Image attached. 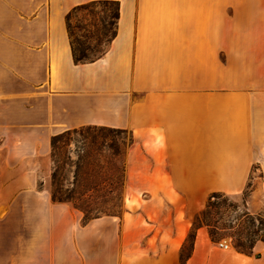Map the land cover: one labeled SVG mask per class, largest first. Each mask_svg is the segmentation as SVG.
<instances>
[{"label":"crops","instance_id":"0c3cea01","mask_svg":"<svg viewBox=\"0 0 264 264\" xmlns=\"http://www.w3.org/2000/svg\"><path fill=\"white\" fill-rule=\"evenodd\" d=\"M92 0H0V264H264L196 231L212 192L264 210V0H118L105 52L76 62L67 14ZM130 132L121 219L55 202L52 136Z\"/></svg>","mask_w":264,"mask_h":264},{"label":"rangeland","instance_id":"374dc122","mask_svg":"<svg viewBox=\"0 0 264 264\" xmlns=\"http://www.w3.org/2000/svg\"><path fill=\"white\" fill-rule=\"evenodd\" d=\"M114 10V5L99 4L82 8L74 14L72 25L80 41L86 42L82 44L81 49L88 56H97L107 48L108 37L105 33L110 35L112 28L110 26L109 31L107 30L106 20L112 16ZM101 20H104L107 29L104 28ZM130 142L131 134L128 131L121 133L110 128L93 126H83L82 132L66 135L63 141L58 142L54 158L64 165L61 174L64 190L74 187L77 163L82 166L78 172L79 180H94L96 183H101L99 189L88 191L84 196L90 211L87 215L115 216L121 219L127 210L126 199L130 192L134 194V207L138 204V200L147 197L151 192L150 185L153 187L157 180L116 181L120 180L123 174L115 167L124 165L126 169V152ZM88 162L91 164L88 165ZM52 164L54 169L53 158ZM51 183L52 181L50 190ZM251 189L252 182L240 195L221 192L222 195L212 199L213 205L205 212L207 221L212 223L211 227L206 226L209 232L210 229L213 231L212 239L217 242L224 241L229 246H235L239 242L248 245L257 236L263 234L261 228L264 227V210L259 214H251L245 208ZM207 201L202 209L205 208ZM85 215L83 211L82 222ZM192 230L193 223L187 237ZM190 244L187 242L184 248L185 254L188 253Z\"/></svg>","mask_w":264,"mask_h":264},{"label":"trees","instance_id":"16d2710c","mask_svg":"<svg viewBox=\"0 0 264 264\" xmlns=\"http://www.w3.org/2000/svg\"><path fill=\"white\" fill-rule=\"evenodd\" d=\"M99 4H111L115 6V10L112 14V16L107 19V24H108V29L107 26L104 24V20H101V22L103 23L104 28H106L109 31V27L111 26V34L108 35L107 32L105 33V36H107V47L109 45V43L111 42V40L113 39V37L116 35V30H117V22H118V18H119V14H120V2L118 0H92L83 4H79L77 6H75L74 8H72L69 13L67 14V29H68V33L70 36V40H71V44H72V49H73V54H74V59L76 62H89V61H93L95 59H97L98 57H100L105 50L104 49L99 55L94 56V57H90L86 54V52L84 50L81 49L82 44H86V42H82L80 41V38L77 36L76 32L74 31V26L72 25V21H73V16L74 14L79 11L82 8H88L90 6L93 5H99ZM78 27H80L78 25ZM102 127V128H110V127H105V126H95V125H89L88 127ZM86 127V126H84ZM113 131H118L121 133L126 132V130H122V129H117V128H110ZM83 127H81L80 129L78 128H74V129H69V130H65L61 133H58L54 136H52L51 139V144H52V153L51 156L53 158V162H54V169L52 170V174H51V195H52V199L55 202H68L71 203L75 208L81 210L82 212L84 211L86 213L85 217L83 218V222L84 224L88 223L91 219L99 217V216H89L87 215V212H90L88 210V205L86 203V201H84V196H86L88 191H92V190H97L100 187L101 183H96L94 182V180H79V170L81 169V165L77 163L76 165V170H75V180H73V185L74 187L72 189L67 188V189H63V183L61 180L62 179V171H63V162L61 164L58 163V161L54 158L55 157V151L57 148V144L60 141H63V138L66 135H70L72 133H80L82 132ZM133 141V137L131 135V142ZM91 163L88 162V165H90ZM115 169L119 172H121L122 178L120 180H116V181H122V180H126V174H125V166L124 165H120V166H116ZM95 183V184H94ZM220 195H222L221 192H212L209 197H208V201L207 204L205 206L204 209H202L199 213H197V215L194 218V222H193V230L192 232L189 234V236L186 238V242L184 243V246L182 248L181 251V259L182 260H186L190 257L192 250H193V245H194V240H195V236H196V231L199 227L201 226H207V227H211L212 223L208 222L206 219V210L213 205V198L219 197ZM249 213V212H248ZM201 218L202 221H201ZM261 231H263V234L261 236H257L255 238L254 241L249 242V244H244V243H236V245L234 246L237 250L247 253V254H251L253 253V247L255 245V243L259 240L264 241V227L261 228ZM210 235L213 238V231H211L210 229ZM187 242H190V249L188 251L187 254L184 253V248L187 244Z\"/></svg>","mask_w":264,"mask_h":264},{"label":"built area","instance_id":"2783aa9c","mask_svg":"<svg viewBox=\"0 0 264 264\" xmlns=\"http://www.w3.org/2000/svg\"><path fill=\"white\" fill-rule=\"evenodd\" d=\"M220 244H227L226 242H224V241H221V242H219ZM227 246H229L228 244H227Z\"/></svg>","mask_w":264,"mask_h":264}]
</instances>
